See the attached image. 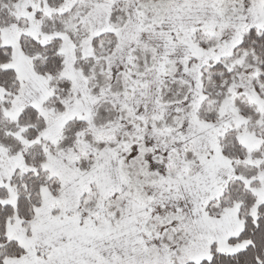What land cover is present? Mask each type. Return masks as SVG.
<instances>
[{"label":"snow or ice","instance_id":"snow-or-ice-1","mask_svg":"<svg viewBox=\"0 0 264 264\" xmlns=\"http://www.w3.org/2000/svg\"><path fill=\"white\" fill-rule=\"evenodd\" d=\"M0 264H264V0H0Z\"/></svg>","mask_w":264,"mask_h":264}]
</instances>
